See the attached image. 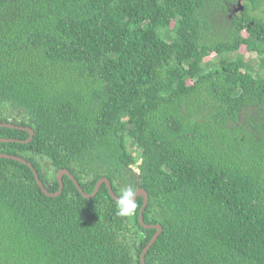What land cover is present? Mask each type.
<instances>
[{
  "label": "trees",
  "instance_id": "trees-1",
  "mask_svg": "<svg viewBox=\"0 0 264 264\" xmlns=\"http://www.w3.org/2000/svg\"><path fill=\"white\" fill-rule=\"evenodd\" d=\"M236 1L0 0V123L35 131L0 153L52 193L145 189L147 264H264V29L222 26ZM64 186L0 158V264H142L144 198Z\"/></svg>",
  "mask_w": 264,
  "mask_h": 264
},
{
  "label": "water",
  "instance_id": "water-1",
  "mask_svg": "<svg viewBox=\"0 0 264 264\" xmlns=\"http://www.w3.org/2000/svg\"><path fill=\"white\" fill-rule=\"evenodd\" d=\"M236 13H243L244 12V5L240 2L236 9H235ZM0 128H9V129H15V130H22L27 132L30 137L27 140L21 141V140H14V139H0V143H21V144H28L31 143L35 137V131L32 128L29 127H22L17 125L16 123H0ZM0 158L3 159H10V160H14L17 162H20L24 165H27L28 167H30L33 172L34 175L36 177L37 183L39 185V187L41 188V190L45 193V195H47L48 197L51 198H57L60 197L64 191V177L68 176L71 181L76 185L77 189L81 192V194L83 195V197L85 199H93L97 196V194L100 192L101 187L106 184L110 195L112 196V198L114 200H116V198L118 197L117 194L115 193L113 186H112V182L108 179V178H103L101 179L95 188V191L92 194H88L86 193L83 188L80 186L78 180L75 178V176L67 169H63L61 171H59L57 173V179L58 182L60 184V189L57 192H49V190L47 189V187L45 186L44 182L41 180L40 178V174L37 171V169L33 166V164L31 162H29L28 160H26L25 158L16 156V155H9L6 153H0ZM143 197L145 202L144 205L142 207L141 213H140V223L142 225V227H144L145 229H150V230H156L157 233L155 234V236L153 237V239L151 240V242L149 243V245L146 247V249L144 250L142 257H141V262L142 264H147L146 263V257L147 254L149 252V250L154 246V244L157 242L158 238L160 237V235L162 234L163 228L161 225H148L145 220H144V213L146 208L148 207L149 204V194L147 193V191L145 189L139 188V193L137 196V200L138 198Z\"/></svg>",
  "mask_w": 264,
  "mask_h": 264
},
{
  "label": "flooded vegetation",
  "instance_id": "flooded-vegetation-1",
  "mask_svg": "<svg viewBox=\"0 0 264 264\" xmlns=\"http://www.w3.org/2000/svg\"><path fill=\"white\" fill-rule=\"evenodd\" d=\"M242 3L244 5V11L248 8L249 3H252V0H237L236 3H226V8H227V13L225 15L220 16L219 22L220 24L227 28H231L234 25V21L239 20V27L242 29L241 33L243 34L244 37H248L249 34V29L250 28H263L264 29V14H261L257 11V7L252 3V14L249 18V21L243 17V13H236L235 9L239 3ZM243 49L240 50L241 55H245L247 50H245V53L242 51ZM254 62V60L252 61ZM253 73L255 77H262L264 76V70L259 69L257 67L256 69H253Z\"/></svg>",
  "mask_w": 264,
  "mask_h": 264
},
{
  "label": "clouds",
  "instance_id": "clouds-1",
  "mask_svg": "<svg viewBox=\"0 0 264 264\" xmlns=\"http://www.w3.org/2000/svg\"><path fill=\"white\" fill-rule=\"evenodd\" d=\"M139 189L131 186L122 189L116 198V215L120 218L131 219L137 211V196Z\"/></svg>",
  "mask_w": 264,
  "mask_h": 264
},
{
  "label": "rangeland",
  "instance_id": "rangeland-1",
  "mask_svg": "<svg viewBox=\"0 0 264 264\" xmlns=\"http://www.w3.org/2000/svg\"><path fill=\"white\" fill-rule=\"evenodd\" d=\"M245 50H246V49H245V48H243V50H242V51H243V53H245ZM135 168H136V167H135ZM136 171H138V169H136Z\"/></svg>",
  "mask_w": 264,
  "mask_h": 264
}]
</instances>
